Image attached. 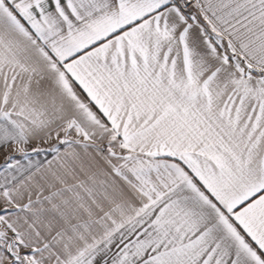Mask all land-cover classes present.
Here are the masks:
<instances>
[{"label":"snow or ice","instance_id":"obj_1","mask_svg":"<svg viewBox=\"0 0 264 264\" xmlns=\"http://www.w3.org/2000/svg\"><path fill=\"white\" fill-rule=\"evenodd\" d=\"M0 264H264V0H0Z\"/></svg>","mask_w":264,"mask_h":264}]
</instances>
